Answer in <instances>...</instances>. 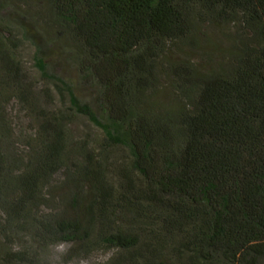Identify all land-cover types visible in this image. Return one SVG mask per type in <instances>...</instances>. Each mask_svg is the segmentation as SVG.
I'll return each instance as SVG.
<instances>
[{
	"label": "trees",
	"instance_id": "obj_1",
	"mask_svg": "<svg viewBox=\"0 0 264 264\" xmlns=\"http://www.w3.org/2000/svg\"><path fill=\"white\" fill-rule=\"evenodd\" d=\"M64 244L264 264V0H0V264Z\"/></svg>",
	"mask_w": 264,
	"mask_h": 264
},
{
	"label": "rangeland",
	"instance_id": "obj_2",
	"mask_svg": "<svg viewBox=\"0 0 264 264\" xmlns=\"http://www.w3.org/2000/svg\"><path fill=\"white\" fill-rule=\"evenodd\" d=\"M29 50H26L28 53ZM27 61H29L28 54L26 56ZM79 133H93V129L91 128L90 124L87 123L85 120H81L77 126ZM69 246L67 244L55 246L52 248L51 251V264H90L92 261H103L107 258L106 255L103 254H96L90 261L88 260H79L70 263H64L62 261V256L65 253Z\"/></svg>",
	"mask_w": 264,
	"mask_h": 264
}]
</instances>
